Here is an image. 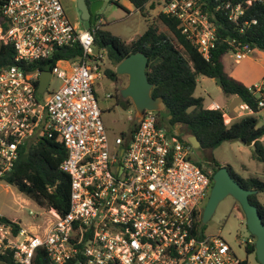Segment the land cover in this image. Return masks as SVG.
I'll return each instance as SVG.
<instances>
[{
    "label": "built area",
    "instance_id": "1",
    "mask_svg": "<svg viewBox=\"0 0 264 264\" xmlns=\"http://www.w3.org/2000/svg\"><path fill=\"white\" fill-rule=\"evenodd\" d=\"M256 3L264 0H161L159 6L203 58L224 44L239 62L253 52L238 37L256 25L248 15ZM2 45L13 47L14 63L0 68V178L13 171L27 143L55 139L67 151L60 168L70 178V208L61 216L35 205L28 226L0 215L1 256L14 264H37L39 251L49 264H248L221 236L196 228L211 172L191 161L188 139L145 111L132 139L111 142L96 94L108 57L95 46V30L73 23L61 0H0ZM77 46L80 58L60 59L51 71L61 87L39 95L42 71L32 66ZM249 91L264 108V80ZM208 109L224 111L216 102ZM240 110L252 112L246 104ZM255 242L251 236L239 246L248 251Z\"/></svg>",
    "mask_w": 264,
    "mask_h": 264
},
{
    "label": "trees",
    "instance_id": "2",
    "mask_svg": "<svg viewBox=\"0 0 264 264\" xmlns=\"http://www.w3.org/2000/svg\"><path fill=\"white\" fill-rule=\"evenodd\" d=\"M126 1L140 13L146 14L148 6L154 9L161 0ZM118 2L119 0L116 1L117 4ZM248 15L257 23L238 39L249 45L253 51L259 50L264 53V5L253 4ZM158 21L168 29L172 37L160 32L156 22L150 24L143 35L130 42L123 41L110 32L104 31L101 23L89 27L95 30L96 48L106 50L108 59L113 65V69L105 70L106 77L112 82H117L120 78L116 73L117 65L131 54L144 53L149 58L147 76L149 82L154 85L152 96L162 98L167 109L163 113H158L159 124L175 130H177L176 127H181L179 138L196 137L201 144L200 149L209 153L225 142L250 143L254 147L253 159L264 164V144L261 141L264 138V124L259 126V121L254 116L263 108L259 107V99L251 94L248 87L225 71L222 59L231 48L218 44L210 59L206 60L197 48L181 35L176 19L160 14ZM81 56L80 46L62 49L56 53L53 60L38 62L32 67L39 68L42 72H51L58 60H76ZM13 63V47L11 45L0 46V68L11 66ZM201 76L209 79L220 78L223 92L237 96L243 104L251 108L254 115L244 117L227 126L226 117L222 111L205 108L204 99L195 96L197 80ZM118 102L124 110L133 108L130 100L124 101L120 97ZM138 126L139 123L134 122L132 129L122 136L132 139ZM66 158V149L55 139L45 137L36 143L29 142L21 149L19 160L13 171L6 177L0 178V182L16 188L19 194L35 205L53 209L61 216H65L70 208V178L60 167ZM197 164L206 172L208 170L205 168L212 170L211 184L213 186L212 177L223 166L213 156H208L204 163L199 161ZM228 168L233 178L243 188L257 191V194L251 195L249 200L258 208L264 223V205L258 200L259 194H264V181L257 177L242 178L231 166ZM3 220L9 222L6 218ZM203 226L201 216L196 228L200 230ZM248 252L254 254L255 245L250 246ZM36 263L49 264L45 252L37 253ZM0 264H14V261L10 255H0Z\"/></svg>",
    "mask_w": 264,
    "mask_h": 264
},
{
    "label": "rangeland",
    "instance_id": "3",
    "mask_svg": "<svg viewBox=\"0 0 264 264\" xmlns=\"http://www.w3.org/2000/svg\"><path fill=\"white\" fill-rule=\"evenodd\" d=\"M116 1L104 0V4L97 13L99 18L98 23L103 24L102 29L104 31L110 32L123 41L130 42L143 35L147 31L148 26L156 22L160 32L172 37L168 29L158 21V16L160 15L159 4H156L154 9L148 6L146 14H143L126 0H119L118 4ZM68 17L73 23H78L80 29L89 28L87 22L83 21L79 15L71 16L68 14ZM233 55V53L229 52L223 57V62L229 71L234 70L235 74H263V52L254 50L249 55L250 58H258L256 59L257 62L247 59L239 64L234 62ZM107 69H113V65L108 58L103 67L102 77L96 86V94L100 108L103 111V122L108 130L111 142L114 143L122 134L132 129L133 123L137 122V119L134 108L124 110L118 105L120 98L119 90L126 86L127 78L120 77L117 82H112L105 75V70ZM61 85V82L56 76L53 77L50 81L48 92L57 91ZM46 95L48 94L40 96V99L43 100L46 98ZM195 96L203 97L207 105L216 102L224 107V103H226L227 108L224 107V115H227L233 108L239 107L241 103L238 97L225 94L215 80L203 76L198 79ZM129 117H133V120L130 121ZM232 122V120L227 118L228 125ZM176 129L181 130L182 128L176 127ZM176 137L179 138L178 135ZM253 154L254 147L246 146L242 142H225L211 153L203 151L202 149L193 148L191 161L195 164L199 161L204 163L208 156H213L223 167L231 166L235 172L241 171L242 164L249 165L254 175L255 171H264V164L255 161ZM205 169L212 173V170ZM258 176L263 178L262 180L264 181L263 174H258ZM208 198L200 207L202 211L205 209ZM258 200L264 205V194H259ZM27 201V198L19 194L16 188L0 182L1 216L7 219L17 220L22 225L28 226L29 212L32 210L37 211V208L35 204ZM200 230L205 236H221L231 246L239 259L247 260L248 264H259L255 253L250 254L245 247L239 246V242H246L251 238V235L247 229L246 218L242 213V209L233 198H228L221 202L212 219L201 227Z\"/></svg>",
    "mask_w": 264,
    "mask_h": 264
},
{
    "label": "water",
    "instance_id": "4",
    "mask_svg": "<svg viewBox=\"0 0 264 264\" xmlns=\"http://www.w3.org/2000/svg\"><path fill=\"white\" fill-rule=\"evenodd\" d=\"M90 8L85 0H78V9L81 12L83 21L91 20L92 25L96 24L97 13L104 4V0H89ZM149 58L142 52L131 54L123 59L116 67L119 77H126L127 84L119 90L122 100H130L135 110V117L139 123L145 111L157 113L165 112L166 105L162 98H154L152 90L154 85L149 82L147 68ZM52 73L42 72L39 80L37 93L44 94L49 86ZM222 88L220 78L214 79ZM181 130H176V135H180ZM171 136H169L170 138ZM188 142L194 149H200L201 144L196 137L189 136ZM248 145H251L248 143ZM213 186L202 213V224L206 225L214 216L221 202L228 198H233L241 207L245 218L247 229L251 236L255 237V254L259 264H264V223L256 206L251 204L249 197L257 194L255 190L243 188L240 183L233 178L228 167L220 168L212 177Z\"/></svg>",
    "mask_w": 264,
    "mask_h": 264
},
{
    "label": "crops",
    "instance_id": "5",
    "mask_svg": "<svg viewBox=\"0 0 264 264\" xmlns=\"http://www.w3.org/2000/svg\"><path fill=\"white\" fill-rule=\"evenodd\" d=\"M131 5V4H130ZM235 59V58H234ZM247 59H251V60H254L255 62H257L256 59L258 58H250V56L246 57L244 60H247ZM244 60H241L239 62H236L234 61L236 64H239L241 63L242 61ZM222 62H223V59H222ZM223 66H224V69L225 71L234 79L240 81L241 83H243L246 87L250 88L252 86H255L259 83H261L263 80H264V67H262V70H263V74H235L234 70L233 71H229L227 68V66L224 64L223 62ZM199 79V78H198ZM214 80V79H212ZM198 82V80H197ZM221 90L222 88L219 87ZM197 89V88H196ZM223 91V90H222ZM237 97V96H236ZM203 98V97H202ZM204 99V98H203ZM241 101V100H240ZM219 104V103H218ZM224 107L227 108V104L224 103ZM245 104L240 103L239 107H235L233 108L231 111L228 112L227 115H225L226 117V122H227V118H229L230 120H232L233 122L230 124L232 125L233 123L239 121L240 119L244 118V117H247V116H251V115H254V113L250 112V111H241L240 110V107L241 106H244ZM204 106L205 108L208 109L209 105H207L206 103V100L204 99ZM223 107V108H224ZM254 116H256V118L258 119L259 121V126L264 124V108L257 114H255ZM227 124V126H230ZM261 141L263 142L264 144V138L261 139ZM246 146H249V147H253V145H248V144H245ZM253 171L251 170L250 166L249 165H246V164H242L241 165V171L240 172H236L239 176H241L242 178H245V179H248V178H251V177H257L259 179H263L261 177L258 176V174H263L264 176V171H255L254 175L252 173ZM28 200V199H27ZM29 201V200H28Z\"/></svg>",
    "mask_w": 264,
    "mask_h": 264
},
{
    "label": "flooded vegetation",
    "instance_id": "6",
    "mask_svg": "<svg viewBox=\"0 0 264 264\" xmlns=\"http://www.w3.org/2000/svg\"><path fill=\"white\" fill-rule=\"evenodd\" d=\"M85 1L87 4V7L90 8L91 3L89 2V0H85ZM61 2L63 4V7H64L66 13H68L71 16L79 15V17L81 18L82 14L78 9V0H61ZM86 22H87L89 27L92 25L91 20L86 21ZM97 24H98V14H97L95 25H97ZM170 131L172 134L176 133V130L174 128H171Z\"/></svg>",
    "mask_w": 264,
    "mask_h": 264
}]
</instances>
